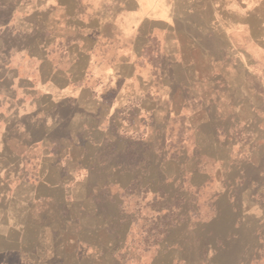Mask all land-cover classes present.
I'll return each instance as SVG.
<instances>
[{
  "label": "crops",
  "instance_id": "0c3cea01",
  "mask_svg": "<svg viewBox=\"0 0 264 264\" xmlns=\"http://www.w3.org/2000/svg\"><path fill=\"white\" fill-rule=\"evenodd\" d=\"M232 1L0 0V264H127L104 257L131 248L149 254L133 264H222V253L264 264L263 143L207 131L215 88L197 84L187 58L206 53L203 35ZM240 90L213 107L253 112ZM130 220L145 228L128 246ZM50 237H74L76 260L41 250Z\"/></svg>",
  "mask_w": 264,
  "mask_h": 264
},
{
  "label": "rangeland",
  "instance_id": "374dc122",
  "mask_svg": "<svg viewBox=\"0 0 264 264\" xmlns=\"http://www.w3.org/2000/svg\"><path fill=\"white\" fill-rule=\"evenodd\" d=\"M237 6L234 13H223L222 20L218 24L211 25V28L206 30L203 35V42L206 43V53L202 51L197 54L187 55L188 59L196 61L193 63L192 71L195 72V81L198 85L204 88L207 92H212L215 88V93L211 94V103L207 102L210 107L206 109L208 112L206 117L217 119L211 127L207 128L208 132L222 134L223 136H250V143L257 145L258 142L264 145V0H234L226 4V7ZM2 16L0 15V19ZM230 21V22H229ZM229 22L234 26L230 33H226L225 24ZM253 24L251 28L250 24ZM235 41V44H229L228 38ZM222 39V44L219 45L217 39ZM195 57V58H194ZM237 88V95L243 91L251 92L249 99L254 102L255 110L251 112L249 106H241L237 103L233 107H213L217 103V98L222 93L224 100L228 95V102L230 97L229 90ZM210 90V91H208ZM216 101H213V98ZM188 114L187 122L189 124L190 136H195L196 127L199 124L198 120L201 118L202 110L197 108L186 109ZM200 114V115H199ZM248 120H241L245 115H250ZM194 146V141H191ZM263 145L257 159L264 166V148ZM248 178L254 181L258 180V171L253 166H248L245 173ZM110 210H115L110 205ZM188 206H184L186 209ZM169 222V220H168ZM166 220L159 222V231L163 230ZM132 224V227H131ZM131 228V231L128 230ZM145 228L144 220H137L136 223L132 220L127 221L124 229L128 232L129 237H126L128 246L132 245L133 236L139 229ZM138 229V230H137ZM176 235L181 236L186 232V226L176 230ZM130 232V234H129ZM244 235V232H240ZM197 236V231L195 232ZM254 238H249L248 243L254 242ZM193 245H197V238L192 239ZM207 242V241H206ZM51 243V244H50ZM241 243L245 244L246 239L243 236ZM76 239L73 237V244H65L64 241H58L55 244L50 237L49 243L42 242L41 250L46 252H55L58 250L73 249V261L76 260ZM135 244V243H134ZM202 246L203 244L200 243ZM199 245V246H200ZM127 246V247H128ZM126 248V247H125ZM191 262L201 257V254L188 253ZM107 256V255H104ZM148 252L144 253L137 248H131L129 251L116 254L115 257L105 258L104 260H115L126 262L127 264L136 261H148ZM239 257V256H238ZM237 257V260H238ZM218 260L222 264H232L227 260V254L222 253L217 255ZM264 260V256H263ZM55 254L40 255L35 259L36 264H55L59 262ZM32 263V262H31Z\"/></svg>",
  "mask_w": 264,
  "mask_h": 264
}]
</instances>
